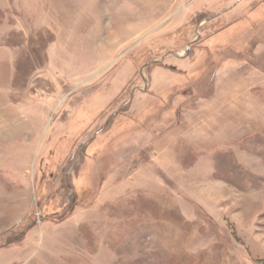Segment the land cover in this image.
<instances>
[{"label": "rangeland", "instance_id": "374dc122", "mask_svg": "<svg viewBox=\"0 0 264 264\" xmlns=\"http://www.w3.org/2000/svg\"><path fill=\"white\" fill-rule=\"evenodd\" d=\"M0 264H264V0H0Z\"/></svg>", "mask_w": 264, "mask_h": 264}]
</instances>
